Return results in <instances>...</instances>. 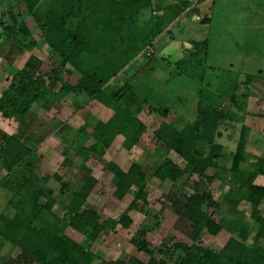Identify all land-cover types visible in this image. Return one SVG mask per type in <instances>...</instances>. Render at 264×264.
<instances>
[{
	"label": "trees",
	"instance_id": "16d2710c",
	"mask_svg": "<svg viewBox=\"0 0 264 264\" xmlns=\"http://www.w3.org/2000/svg\"><path fill=\"white\" fill-rule=\"evenodd\" d=\"M148 0H55V4L45 13L44 24L41 25L43 34L42 43L48 44L53 52L62 59L61 67L66 69L68 75H73L80 70L81 78L77 85L66 83L60 79L61 88L57 95L59 98L85 93L91 99L112 107L114 114L106 122L98 121L91 130L95 144L87 148V128H80V135H76L73 143L77 155L85 160L92 154L102 155L115 140L117 134L124 137V147L132 150L145 129L137 116L142 111V106L148 104L149 99L141 96L134 84V75L128 76L129 63L139 54L146 42V34L137 25L135 15L137 10ZM29 11L33 10L27 0ZM185 4L182 10L187 8ZM202 23L206 21L203 17ZM6 25L0 18V41L2 36L17 35L24 48L30 52L37 46L32 41L28 26L21 22L20 25ZM155 31V30H150ZM158 32V33H157ZM156 36L159 31H155ZM155 36V37H156ZM1 45V44H0ZM121 48V49H117ZM108 49L111 50L108 51ZM180 64V63H179ZM75 70V71H74ZM54 76L35 75L27 70L13 73L11 82L0 97V114L5 119L26 118L33 104L42 102L48 108L52 94L47 86V80H55ZM57 80V79H56ZM249 91V87H245ZM243 95L246 99L250 91ZM73 95L71 99L73 98ZM74 110L82 106L73 101ZM152 108V107H151ZM167 116L169 109L163 114ZM226 112L209 109L205 101L199 102L196 123L186 126L183 132H178L173 123H163L154 132L162 147L173 149L185 162V167L164 159L154 170L153 176L161 182L169 179L173 182V190L168 195L172 200L175 212L185 222L192 225L190 233L192 245L173 244L163 242L157 249L163 259L154 258V252L148 250L151 256L148 264H264V247L259 246L258 240L264 237V219L260 217L257 207L264 200V188L254 184L259 175H264V158L252 166L253 171L244 172L240 165L245 163L244 137L250 131L248 126H242L241 142L237 152L233 154L230 167H221L216 161L220 157L219 149L214 146L206 155L203 150L196 149L195 144L205 141L209 135L218 129L221 121L225 119ZM35 151L21 144L17 135H4L0 140V161H5L7 170L11 175L18 174L22 185L16 192L17 201L10 202L15 209L13 219L0 217L3 223L0 237L6 242L12 241L19 248L20 255L29 264H93L95 255L91 246L101 237H106L119 225L128 229L132 219L123 215L119 220L108 218L103 221L101 216L91 210L84 209L88 197L97 184L92 177V171L83 165V176L77 189L71 188L69 183L61 184V191H70L71 199L66 206L62 218L47 211L41 204V198L47 195L42 187L34 188L35 179L32 171L37 163ZM210 168L217 169L213 176L207 175ZM107 171L112 174V184L115 186L114 196L122 200L126 195L137 188L133 200H142L147 203L145 187L148 174L139 164L133 163L125 172L115 163H109ZM226 173L234 181L232 189L224 197L228 207H237L246 203L253 207L252 219L261 228L253 237V242L248 243L252 235V227L245 223L246 216L238 213L233 219L216 222L210 207L220 206L214 201L208 191V186ZM189 174H196L198 181L191 183L194 192L189 193L178 187L181 178ZM60 181L58 175L55 176ZM37 179V178H36ZM39 182L46 184L47 179ZM50 194V192L48 193ZM233 235L224 245L204 248L199 245L203 234L217 236L222 230V225ZM67 228L83 236L82 242H76L66 235ZM254 230V228H253ZM135 245L146 249L147 245L132 240ZM105 264H145L142 261L128 257L124 260L107 261Z\"/></svg>",
	"mask_w": 264,
	"mask_h": 264
},
{
	"label": "rangeland",
	"instance_id": "374dc122",
	"mask_svg": "<svg viewBox=\"0 0 264 264\" xmlns=\"http://www.w3.org/2000/svg\"><path fill=\"white\" fill-rule=\"evenodd\" d=\"M29 2L34 5L32 11L28 10L27 0H0V18L6 22L5 26L25 23L31 34L30 39L37 44L30 52L24 48L17 35L2 36L0 41V97L8 88L13 73L21 70L52 77L54 76L53 71H56L55 80H47V86L55 96L52 95L48 108H45L42 102L33 104L26 118L5 119L0 114V140L4 135H17L22 145L35 151L37 163L32 171L33 179H35L34 188L42 187L47 193L41 198V204L47 211L62 218L71 195L68 190L61 191V184L69 183L71 188L77 189L83 176L81 167L86 165L91 169L92 177L97 184L88 197L84 209L98 213L103 221L108 218L119 220L123 215L132 219V224L128 229L119 225L91 246V251L95 255L93 264L124 260L130 256L148 264L151 256L147 249L154 252L155 259H163L157 250L163 242L169 245L181 243L191 246L193 242L190 233L193 227L177 215L172 200L168 198L170 191L173 190V182L169 179L161 182L153 176L154 170L166 158L181 168L185 167V162L173 149L158 145L160 141L153 131L164 118L159 114L149 112L146 105L142 106L137 119L143 124L145 131L140 142L132 150L129 151L124 147V137L120 133L102 155L94 153L88 160L79 157L73 140L76 135H80V128L90 125V128L86 130L87 138H85V146L89 148L96 143L91 136L93 127L98 121L106 123L113 116L114 111L112 107L91 99L85 93L59 98L57 93L62 85L60 79L63 78L71 85H77L81 73L77 69V71L74 70L73 75H68L66 69L61 67L62 59L58 54L53 52L48 44L42 43L41 25L44 24L45 13L52 8L55 0H29ZM212 18L211 25L203 27L201 23L192 24L189 17H183L171 33H165L159 40L155 37V31L149 30L148 36L145 35L147 39L145 43L155 42L153 48L157 52L155 57L159 61L154 60L150 64L156 66L155 69L150 70L148 65L145 69L143 67L127 69L126 75H134V84L141 96L149 99L154 106L160 107L163 104L162 112L167 109L171 110L167 121L173 120L175 113L191 123L197 115L195 112L197 100L204 101L200 96L202 91H207L206 84L209 77L221 70L228 77L231 64H235L234 78L231 77L233 80H235L237 71H240L242 78L252 76L258 83L264 84V0H220L214 9ZM208 35H210L211 42L209 58L205 56L196 58L202 62L200 65H195L190 56L193 49L187 50L184 42L203 41ZM199 50H207V47L202 45ZM108 51L111 52L110 49ZM161 55L164 61L160 59ZM179 60H183L180 67L177 62ZM213 66L219 67L216 68L217 71L211 69ZM251 90L255 92L254 87H251ZM73 101L82 107L75 111ZM260 120L264 128V118ZM188 122L185 125H188ZM255 123H257L256 120ZM230 132L231 142L229 144L231 146L227 150L228 153H236L242 135L240 134L237 138L235 135L237 130L234 128H231ZM244 139L245 164L249 165L251 157L246 155L248 138L244 137ZM7 161L10 162L8 158ZM3 162L5 161H0V217L13 219L16 211L11 207L10 202L17 201L15 194L22 185V181L18 178V174L15 175L16 172L11 175L6 169L7 162ZM257 162L249 166L252 168ZM109 163H115L125 172L133 163L145 169L148 174L145 187L146 204L138 200L133 206L135 192H138L137 188H133V192L122 200L114 196L115 186L111 182L112 174L106 169ZM221 163L225 165L228 161L222 159ZM56 175L60 177V181H57ZM221 175L226 177V181L214 182L210 188L212 198L218 194L221 197L226 190L225 197L231 189L232 195H236L233 179H229L226 173ZM40 179H47L46 184L39 182ZM181 180L178 187L183 186V191L190 192L191 190L188 189L190 183L197 181L198 177L195 174H189ZM222 197L214 199L222 203L224 201ZM216 200L214 201L219 206L223 205ZM253 210L250 205L240 204L237 209L230 207L227 213L230 219L237 216L240 211V213H246L244 221L252 227L249 244L253 242L254 235L262 226L252 219ZM209 211L214 213L213 217L216 222L224 223L221 215L225 210L222 211L221 207H210ZM257 211L264 219L261 204L257 207ZM2 226L3 223L0 221V229ZM222 227L223 230L217 236L203 234L199 245L204 248L213 246L214 243L224 246L233 235L225 228V224ZM65 233L76 242L83 241V236L71 228H67ZM133 239L147 245L146 249L135 245L132 242ZM257 244L264 247V237H261ZM20 254L19 248L12 241L6 242L0 237V264H29Z\"/></svg>",
	"mask_w": 264,
	"mask_h": 264
},
{
	"label": "crops",
	"instance_id": "0c3cea01",
	"mask_svg": "<svg viewBox=\"0 0 264 264\" xmlns=\"http://www.w3.org/2000/svg\"><path fill=\"white\" fill-rule=\"evenodd\" d=\"M218 1L220 0H202L198 4V6L191 8V4L189 0H148L147 3L143 4L142 7L139 8V10H137V15H135V19L137 25L140 26L142 30L146 32V34H148L147 32L149 30L159 31V34L156 36V39L159 40L160 37H162L165 33L166 34L171 33V30L175 29L176 24L183 17H189L192 24L201 23L202 25H204L203 27H205L206 25L209 27L212 23L214 9L216 8ZM185 4H188V6L185 10H182ZM203 17L206 19V21L202 23L201 18ZM209 34H211V32ZM209 39H210V35H208L207 39L203 41L191 40V42H184L187 50L193 49L191 51L192 53L190 52L189 53L191 54L190 55L192 57L191 60L195 65H200V62H202V60L198 61L196 60V58L199 59L201 56L203 57L205 56L206 58H209L208 55L211 46V42ZM196 42L206 46L207 50H199V47L202 45H198ZM153 44H155V42L153 41L152 43H145L143 49L133 59V61L129 63L130 66L129 68L132 67L135 69L137 68L139 69V67L140 68L143 67V69H145L146 65H148L150 70L155 69L156 66H151L150 64L154 60L157 62L159 60H157V58L155 57L157 52L153 48ZM160 59L163 61L165 60L162 57V55ZM177 62L180 67V64L183 63V60H179ZM234 65L235 64H231L229 66L230 70H228V74H229L228 77H226L222 73V70L221 72H218L217 74H213L211 77H209L208 79L209 81L206 84L207 91L206 92L202 91L200 96V98L204 99L207 108L209 109L213 108L216 110H221L226 112L225 119L221 121V124L218 126V129L215 131V133H213V136L211 137L212 135L211 134L205 141H199L195 144V148L203 150L206 153V155H208L212 150V148L216 146L220 152L218 154L220 157L217 159L216 163L221 167L223 166L230 167L232 164V159H233L232 156L234 153H228L227 150V148L231 146V144H229L231 142L230 141L231 128L237 130V134L234 132L235 135H237V138L240 137L242 126L247 125L250 128V131H248L245 137L248 138L247 139L248 142L246 144V152H247L246 155L248 157H251L250 162L252 165L264 158V130H263L264 128L261 126V122H260L261 121L260 119L264 118V84L258 83L257 80H255V78H253L252 76H245L242 78L241 77L242 73L240 71H237V69H236L237 73L235 74V80H233L231 77L234 78L233 76V74L235 73ZM216 68L218 69L219 67L218 66L211 67V69H213L214 71H217ZM144 75L142 76L144 77ZM246 86L250 88L249 89L250 92L252 91L251 87H254V91H255L250 93L248 99H246V97H243V95L247 91V89L245 88ZM199 102L200 101L197 100V106L195 111L196 113L198 111ZM162 105L163 104H161L160 107L154 106L150 101H148V104L146 105L148 107L147 109L149 112H152L153 114L155 113L159 114L161 117L164 118V120L159 123L155 131H157L163 123H173L174 127L178 132H183L186 126H189L190 124L192 125L193 123L197 122L196 119L198 115H196L195 119L190 123L188 121L183 120L184 117H179L175 113H174L175 115L174 119L171 121H167L166 119L170 115L171 110H169V114L167 116H163L159 112V109L162 108ZM165 113L166 110L163 112V114ZM255 120L257 121V123H255ZM187 122L188 125H185ZM155 131H153V133ZM160 144L161 143H158V145ZM222 159L227 160L228 163L222 165L221 163ZM251 164L249 163V165ZM249 165L245 163L241 164L240 170L244 172H251L252 168ZM216 172L217 169L210 168L207 170V175L213 176L216 174ZM216 181H219L220 183L225 182L226 177H221ZM214 182L208 186L209 192ZM191 183H190V187L188 188L191 190L189 193L194 192L191 188ZM254 184L264 188V175L257 176ZM223 190L224 189H222V191ZM225 193L226 190L224 191V193H222L223 194L222 195L223 197L221 196L222 198H224ZM215 196L216 197L214 198L216 199L221 198L220 194ZM220 204H223L220 205L222 211L225 210L224 212H222L221 215V218H223L222 220H224L225 222V220L230 219L229 218L230 215L227 214L230 207L227 206V203L225 201H223ZM241 204L246 205V203H241ZM261 211L264 212V200L261 203ZM243 214L246 215V213Z\"/></svg>",
	"mask_w": 264,
	"mask_h": 264
},
{
	"label": "built area",
	"instance_id": "2783aa9c",
	"mask_svg": "<svg viewBox=\"0 0 264 264\" xmlns=\"http://www.w3.org/2000/svg\"><path fill=\"white\" fill-rule=\"evenodd\" d=\"M202 0H189L190 4H191V8H194L196 6H198V4L201 2Z\"/></svg>",
	"mask_w": 264,
	"mask_h": 264
}]
</instances>
